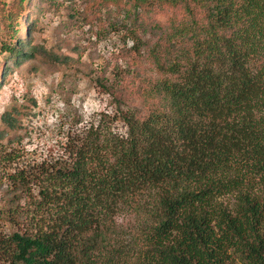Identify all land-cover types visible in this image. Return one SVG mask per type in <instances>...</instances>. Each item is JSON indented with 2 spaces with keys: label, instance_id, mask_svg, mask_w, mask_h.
I'll list each match as a JSON object with an SVG mask.
<instances>
[{
  "label": "trees",
  "instance_id": "16d2710c",
  "mask_svg": "<svg viewBox=\"0 0 264 264\" xmlns=\"http://www.w3.org/2000/svg\"><path fill=\"white\" fill-rule=\"evenodd\" d=\"M124 2L135 45L142 15L187 17L142 42L158 106L118 100L62 156L16 165L29 206L0 214V264H264V0Z\"/></svg>",
  "mask_w": 264,
  "mask_h": 264
},
{
  "label": "rangeland",
  "instance_id": "374dc122",
  "mask_svg": "<svg viewBox=\"0 0 264 264\" xmlns=\"http://www.w3.org/2000/svg\"><path fill=\"white\" fill-rule=\"evenodd\" d=\"M124 1L0 0L2 216L16 204L29 206L28 187L24 192L9 179L17 164L62 156L67 141L98 115L111 114L118 100L122 107L138 108L143 114L158 106L159 99L149 91L163 75L143 53L142 42L161 37L153 31L156 24L166 27L173 18L187 17L183 10L174 9L142 15L139 25L149 33L141 29L135 45L127 34ZM10 47L29 56L19 61ZM117 74L124 78L127 92L116 86L108 92ZM30 188L38 193L36 186ZM222 201L231 205L235 197ZM4 231L12 234L18 228L6 223Z\"/></svg>",
  "mask_w": 264,
  "mask_h": 264
}]
</instances>
